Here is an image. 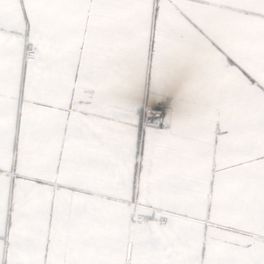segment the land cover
Here are the masks:
<instances>
[{"label": "snow or ice", "instance_id": "1", "mask_svg": "<svg viewBox=\"0 0 264 264\" xmlns=\"http://www.w3.org/2000/svg\"><path fill=\"white\" fill-rule=\"evenodd\" d=\"M0 264H264V0H0Z\"/></svg>", "mask_w": 264, "mask_h": 264}, {"label": "crops", "instance_id": "2", "mask_svg": "<svg viewBox=\"0 0 264 264\" xmlns=\"http://www.w3.org/2000/svg\"><path fill=\"white\" fill-rule=\"evenodd\" d=\"M191 67H186L175 85L176 105L182 108L196 100L194 85L191 80Z\"/></svg>", "mask_w": 264, "mask_h": 264}]
</instances>
